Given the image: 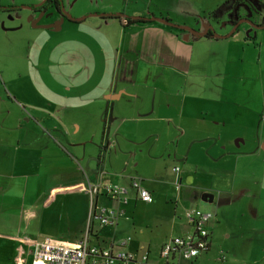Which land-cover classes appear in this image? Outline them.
Returning <instances> with one entry per match:
<instances>
[{"label": "crops", "instance_id": "1", "mask_svg": "<svg viewBox=\"0 0 264 264\" xmlns=\"http://www.w3.org/2000/svg\"><path fill=\"white\" fill-rule=\"evenodd\" d=\"M253 1L264 10V0ZM152 7H121L119 10L125 16L116 18L132 19V16L154 12L161 16L158 2ZM99 10L112 13L114 9L107 5L95 11ZM97 19L88 24L94 27L102 22ZM60 25L56 26L58 30ZM258 30L253 31V38L245 34L244 37L238 34L236 39H231L232 35L230 39L197 38L213 44V55L225 52L227 60L215 67L212 78L200 77V70L209 68L204 62L177 63L168 56L148 61L137 56L136 79L133 83H124L130 88L119 87L113 91L109 86L101 87V96L97 98L100 103L95 110L87 107L86 115L52 114L48 127L53 129L60 123L70 134L66 151L65 147L56 146L60 156H51L48 148H40L36 143L8 145L6 138L5 141L0 138V144L6 148L37 149L47 156L30 160L22 157L10 160L5 157L6 152L0 156V248L7 241L11 249L9 257H1L0 252V262L7 264L10 257L16 256L21 243L24 255L32 264L29 251L36 242L55 239L76 244L87 237L90 245L99 248H119L135 255L146 253L149 264H264V62L259 60L264 53V33L257 34ZM162 33L167 36L166 46H175L184 38L171 31ZM187 37L183 43L196 42ZM46 54L48 61L41 55L38 67H49V56L54 53L47 48ZM70 61L68 70L75 69L76 74L82 71L83 79L88 78L92 68L89 63L82 65L72 56ZM56 81L65 80L57 78L49 84L56 85ZM135 88L138 92L133 91ZM145 91L154 92L151 104H147ZM39 109L38 113L44 111ZM36 121L44 126L43 121ZM126 122L150 125L153 137L146 135L140 139L132 134L128 139L124 135ZM100 127L101 136H96ZM111 127L113 135L109 134ZM55 143L61 145V138ZM137 151L141 154L145 151L153 159L158 151H163L175 163L173 166L180 169L181 205L213 214L207 225L209 248L196 258L160 256L162 245L169 239L193 231L182 216L184 208L179 206L177 197L172 199L169 186L163 193L162 183H142L154 199L151 204L141 203L134 196H129L125 205L116 204L104 195H97V205L123 212L115 225L107 227H99L89 219L86 189L68 190L73 184L85 185L98 178L101 183L128 185L134 176V169L129 168L136 164L124 160L135 158ZM62 152L68 158L67 164L62 162ZM27 169H31L30 175ZM15 171L19 173L14 174ZM134 174L137 175L135 171ZM59 175L67 176L68 183L56 185L47 192L46 180H54ZM30 177L36 185L27 194L24 181ZM14 183L22 187L21 192L11 189ZM41 183L43 189L37 193V185L41 187ZM203 194H211L212 201H203ZM137 203L146 205L145 216L140 215ZM24 236L33 243L27 251L20 239ZM122 241H125L123 245ZM219 249L228 258H217ZM85 264H92L91 258Z\"/></svg>", "mask_w": 264, "mask_h": 264}, {"label": "rangeland", "instance_id": "2", "mask_svg": "<svg viewBox=\"0 0 264 264\" xmlns=\"http://www.w3.org/2000/svg\"><path fill=\"white\" fill-rule=\"evenodd\" d=\"M39 1L41 0H0V8L14 7L7 13H3L0 9V109L3 110L2 115L0 114V138L4 141L6 138L8 145H15L16 142L20 146L36 143L40 148H48L51 156H60V151L56 146L65 147L66 151L70 144V134L60 123H57V127L53 129L48 127L47 122L53 120L52 114L86 115L88 113L87 107L90 110H95L96 105L100 103L97 98L101 96L99 93L101 87L109 86L113 91L119 87L130 88L124 83H133V79H136L137 56L146 58L148 61L157 59V56H160V59L168 56L177 63L204 62L205 66L209 68L206 71L200 70L201 78L206 76L212 78L216 73L215 67L227 60L224 55L225 52L213 55V44L205 39H196V42L185 44L187 41H184L182 37L179 44L175 46L167 44L166 46L167 36L162 32L163 30L168 32L170 29L168 30L167 26L158 22L133 24L124 28L121 24L125 22V19L118 18L117 20H101L102 24L98 23L99 27H97L98 24L91 27L88 23L98 19L97 17H88L81 22L74 23L65 20L61 23L59 30H57L58 27L38 29L32 24L28 25L27 17L26 20L24 19L26 13L23 10L18 12V8L21 4L27 2L35 4ZM156 2L161 9V16H158V12H154L155 14L147 16L132 17L165 18L174 25L186 26L194 30H199L202 26H211L218 35L220 33L228 34L231 30L229 26L222 25L223 14L214 13L224 4H220L222 0H152L150 5L149 0H61L63 12L73 18H79L90 13H110L102 10L95 11L107 5L114 9L112 13L122 14L119 10L121 7L145 9L149 6L153 8L152 5ZM261 11L263 10L258 7L257 15L251 16L253 22L260 20ZM144 13L147 14L148 12L144 10ZM122 15L125 16V14ZM51 21L52 18L45 19L39 26L51 23ZM248 29L245 26L239 27L231 34V39H236L240 33L243 35ZM254 30L258 29H250L249 31L253 32ZM260 32L264 33V28L258 30L257 34ZM182 35L184 36V34ZM251 37L252 33L249 38ZM4 39H7V43L4 42ZM47 48L54 54L49 56V67L40 68L38 65L41 55L44 61H48ZM71 56L82 65L89 63L92 66L89 68L88 78L83 79L85 75L82 71L76 74L75 69L68 70L66 68L72 65ZM259 60L264 62V53L261 54ZM159 73L165 74L163 70H159ZM57 78L65 81H56V85L49 84V82H55ZM133 91L138 92V88ZM145 94L148 96L147 104H151L154 92L145 91ZM7 98H13L14 103L5 102L2 104V99ZM44 100H47L48 103H45ZM141 101L143 102V98ZM39 108L44 109V111L38 113V110H41ZM36 120L43 121L44 126H41ZM124 125V135L128 139H131L132 134H136L140 139H145L146 135L153 137V128L150 125L130 122H126ZM103 130L107 132L105 127ZM96 132L98 133L96 136H101V127ZM62 133L64 134L63 137ZM111 133L113 135V127H111L109 134ZM58 137L61 138V145L55 143ZM92 144L96 146V143L92 142ZM173 144L174 142H171L172 147ZM130 147L135 148L131 145ZM5 152V157L10 160H14L16 157L28 160L47 158L46 154H42L37 149L6 148L0 144V156H4ZM61 156L62 162L67 164L66 154L62 152ZM104 160L107 161V155ZM127 160L136 164L135 167L131 165L129 168L134 169L132 178L140 179L142 183L147 185L152 182L162 183L161 191L163 193L167 191L169 186L172 199L177 197L178 204L180 203V193L174 191L172 183L173 169L176 168V165L173 166L175 163L166 158L163 151H158L154 159L148 158L145 151L142 154L137 151L135 158L127 159L126 157L124 161ZM65 168L68 167L65 166ZM134 171L137 175L134 174ZM26 172L27 175H30L31 169H27ZM15 173L19 172L15 171ZM32 177L24 181L27 194L36 185ZM68 180L69 178L63 175H59L54 180L47 179L46 191L49 192L56 185L67 184ZM119 180L116 179V181ZM121 181L125 182V180ZM18 184L21 185L19 182ZM42 186L43 183H41V187L37 185V193L43 189ZM11 189L15 193L17 190L22 191V187L16 183ZM84 189L82 182L73 184L68 188L69 191L73 192ZM130 196H133L132 193ZM137 204L140 215L145 216L146 205ZM179 206L191 208V206L184 207L181 203ZM20 239L26 244V251L33 244L28 236L20 237ZM17 248L16 256L10 257L7 264H30L24 255L22 243ZM0 252L1 257H9L11 253L9 242H5L4 246L0 248ZM222 252L220 249L216 251L217 258H221ZM224 257L225 259L228 258L227 254H224ZM0 264L4 263L0 262Z\"/></svg>", "mask_w": 264, "mask_h": 264}, {"label": "built area", "instance_id": "3", "mask_svg": "<svg viewBox=\"0 0 264 264\" xmlns=\"http://www.w3.org/2000/svg\"><path fill=\"white\" fill-rule=\"evenodd\" d=\"M179 170V167L173 169L175 192H179L180 187ZM84 187L88 196L89 219L95 221L99 227L115 225L123 212L116 208L108 209L97 205L95 202L97 195H104L113 203L125 205L132 193L141 203H153L152 195L134 178L127 186L101 183L98 178L93 182H86ZM182 216L192 226L193 231L182 237H173L164 243L160 249V256L163 259L176 255L183 260H190L209 248L207 225L213 218V214L195 208H186ZM125 241H122V245ZM29 252L33 259L32 264H85L87 258H91L92 264H149L146 253L135 255L119 248H99L90 245L87 237L73 245L45 239L34 243ZM221 259L223 260L224 256H221Z\"/></svg>", "mask_w": 264, "mask_h": 264}, {"label": "flooded vegetation", "instance_id": "4", "mask_svg": "<svg viewBox=\"0 0 264 264\" xmlns=\"http://www.w3.org/2000/svg\"><path fill=\"white\" fill-rule=\"evenodd\" d=\"M33 4L34 3L27 2L26 4L25 3L21 4L18 8V12L23 10L26 13L24 19L27 17L28 22H29L28 25L32 24L33 27L39 26L41 25V22L43 20L52 18L51 23H46L42 26H46L50 24H53L54 26H56L60 18H63V21L67 20L66 17L61 12V6L58 0H52V1L48 0L47 2H45L42 6L38 8H34ZM258 7L262 9V7L259 6L258 3H255V1L253 0H244V1L235 0L233 2L231 1L230 3H227L224 7H222L223 9L220 11V13L223 14L224 16V18L222 19V25L229 26L231 30L235 25H237L236 26L237 28L235 30H237L241 26L248 27L249 29L245 31L244 34H245V37L249 38L250 34L252 33V31H249L250 29L260 27L264 24V10L261 11L259 21L253 22L251 20V16L253 14L254 15L256 14ZM41 13L42 15H40ZM5 102H9L13 104L14 99L13 98L2 99V104H4ZM20 109L23 110L22 107H20ZM2 111L3 110L0 109L1 115H2Z\"/></svg>", "mask_w": 264, "mask_h": 264}, {"label": "water", "instance_id": "5", "mask_svg": "<svg viewBox=\"0 0 264 264\" xmlns=\"http://www.w3.org/2000/svg\"><path fill=\"white\" fill-rule=\"evenodd\" d=\"M48 0H41L35 4H33V7L34 8H38L40 6H42L45 2H47ZM59 3H60V6H61V12L63 13V15L66 17L67 21H70V22H81L83 20H85L86 18L88 17H98L100 19H105V18H116V17H121L123 15L119 14V13H90V14H87V15H83L79 18H73L67 14H65L63 12V7H62V3H61V0H58ZM231 1L233 0H230L229 2L227 3H230ZM226 3V4H227ZM226 4H223L222 7H224ZM14 7H3V8H0L1 11L3 13H7L9 10H12ZM43 13V12H42ZM42 13L40 15H42ZM124 17V16H123ZM132 20L134 21H142V22H158L164 26H167V27H172V28H176V29H180L184 32H186V34L184 35V38L183 40L184 41H187L188 39H186L187 35H189L187 38H189L190 36H194L195 38H203L205 36H207V33L210 32L211 33V36L212 38H215V39H225V38H228L231 36V34L234 32V30L237 28L235 25L232 30L228 33V34H224V35H218L214 32V30L212 29L211 26H202L201 29L199 30H194V29H191L189 27H186V26H181V25H174L172 24L169 20L165 19V18H158V17H154V16H149V17H132ZM63 22V18H60V20L57 22L56 26L61 24ZM54 26L53 24H50V25H46V26H34V27H37V28H51V27H56ZM59 28V27H58ZM264 28V24L260 27H256L254 29H262ZM58 30V29H57ZM255 35V32H253V36L252 38L254 37ZM202 200L203 201H207V202H211L212 201V195L211 194H203L202 195Z\"/></svg>", "mask_w": 264, "mask_h": 264}, {"label": "trees", "instance_id": "6", "mask_svg": "<svg viewBox=\"0 0 264 264\" xmlns=\"http://www.w3.org/2000/svg\"><path fill=\"white\" fill-rule=\"evenodd\" d=\"M229 1H230V0L226 1L224 4H226V3L229 2ZM233 1H235V0H233ZM233 1H232V2H233ZM243 1H244V0H243ZM222 9H223V8L221 7V8H219V9L215 10L214 13H220V11H221ZM106 19H109V18L100 19V20H106ZM112 19L117 20V18H112ZM145 23H147V22L134 21V20H132V19H130V18H126V19H125V22L122 24V26H124V27H129V26H131V25H133V24H145ZM148 23H153V22H148ZM167 29H168V30L170 29L171 32L174 31V33H175V34H178V35H182V34L186 33V32H184V31H182V30H180V29H176V28H172V27H167ZM190 38H191V39H197V38H195L194 36H190ZM203 38H205V39L212 38L211 33L208 32V33H207V36H205V37H203ZM99 160H100V157H99ZM135 179H136V178H135ZM136 180L139 181L141 187H143L144 189H146L144 186H142V181H141L140 179H136ZM146 190L150 193V191H149L148 189H146ZM150 194H151V193H150ZM105 208H107V207H105ZM108 209H110V208H108ZM184 209H186V208H184ZM184 209H182V212H183ZM118 210H119V209H118Z\"/></svg>", "mask_w": 264, "mask_h": 264}]
</instances>
